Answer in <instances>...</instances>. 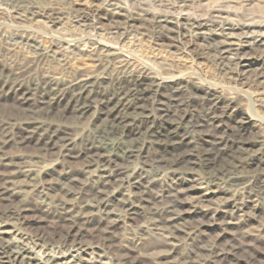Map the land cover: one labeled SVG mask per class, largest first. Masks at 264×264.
<instances>
[{
  "label": "bare ground",
  "instance_id": "bare-ground-1",
  "mask_svg": "<svg viewBox=\"0 0 264 264\" xmlns=\"http://www.w3.org/2000/svg\"><path fill=\"white\" fill-rule=\"evenodd\" d=\"M156 1L162 2L167 12L149 17L120 7L106 10L101 6L81 8V12L86 18L100 17L106 10L108 17L104 18L115 27L138 26L149 31L154 40L167 39L172 44L176 37H181L179 42L190 38L193 29L201 34L205 23L195 20L189 27L179 28L175 14L170 12L192 0ZM219 1L225 2L221 4L224 7L235 0ZM61 10L48 7L38 9L34 15L55 21ZM216 12L219 10L211 14ZM215 17L220 19L214 21L218 26L216 38L209 47L195 52L210 55L216 66L239 76L243 82L240 84L247 88L264 87V40H255L254 48L246 40L234 39L226 32L230 29L228 21L218 14ZM24 27L14 31L13 39L31 45L36 36ZM11 46L6 47L8 53L14 52ZM50 47H36V56H24L20 61L8 57L12 63L9 66L0 62V171L25 178L20 185L9 184L0 191L8 201L18 199L16 206L0 212V220L14 219L19 229L28 231L31 225L26 215L35 209L48 215L59 229L52 234L36 233L33 245L43 255L33 249L32 243L29 247L0 230V264H94L72 254L87 250L99 258L110 253L113 264H153L130 256V248L119 247L113 235L120 222L137 216L142 219L138 237L162 236L169 247L181 242L189 248L190 252L176 264H264L248 248L250 242L264 237L242 227L244 218L253 219L256 209H264V170L259 168L264 128L253 139L247 136L253 118L243 112L239 95H226L208 84L178 83L174 77L159 78L150 72L135 71L127 60L117 57L100 60L96 64L100 72L91 76L80 65H67L61 60L51 64L47 60ZM58 72L62 76H57ZM9 93L16 95L13 104L19 109H1V96ZM87 119L91 120L90 126L80 128L79 124ZM231 120L233 126L228 124ZM215 126L222 129L218 136L210 134ZM10 146L31 147L35 154H8ZM54 153L62 163L79 162L84 181L75 182L68 174L62 176L64 173L57 179L79 203L62 200L37 205L35 197L46 196L41 182L45 170L33 163L39 155ZM192 191L200 194L193 196ZM185 196L191 199L183 200ZM95 214L104 219L105 229L98 238L94 235L96 245L91 247L86 241L89 230L96 226L92 220ZM197 214L221 215V226L236 228L238 233L227 243L219 238L204 242L198 235L207 224L204 219L197 220ZM258 224L264 230V218ZM50 241L57 243L56 251H47L46 243Z\"/></svg>",
  "mask_w": 264,
  "mask_h": 264
},
{
  "label": "rangeland",
  "instance_id": "rangeland-1",
  "mask_svg": "<svg viewBox=\"0 0 264 264\" xmlns=\"http://www.w3.org/2000/svg\"><path fill=\"white\" fill-rule=\"evenodd\" d=\"M43 1L42 0H32V1L31 0H27V1L25 0L24 1L23 0H8V1L0 0V30H1L0 50L3 52L2 53L0 51V54L2 55V56L0 55V62L6 64L7 66L12 65L11 59H9L10 57L15 58L18 61H20L24 56H36L37 55V50L35 49L36 47H40L42 49V48H45L48 44H50L51 47L47 49L48 50L47 56H49L47 57V60L48 61L51 60L50 61L51 64L53 62H56V63L61 62V63H67V65L71 64L72 66L80 65L83 68L85 67L84 70L86 69L85 71L89 72L90 73L89 75L92 76L100 72L99 67L96 66V64L100 60L117 57L118 59L127 60L130 63V65H132L133 69H135V71H144L145 73L150 72V73L156 74V76L159 78L174 77L175 82H178V83H192L193 82V83L208 84L226 95L228 94L232 96L239 95V97L242 99V102H243V112H245V115L247 114L249 118L250 117L253 118L251 123H248V135L246 132L245 136L247 135L249 138L251 137L250 139H253L254 136L256 137L258 133L260 132V130L264 128L263 127L264 126V87L247 88L246 86L240 84L243 82L241 79H239V76H236L234 73L229 72V71L226 72V70H223L219 68L218 66H216L212 62L210 55H198L195 52L197 50L209 47L212 41L216 38V35L214 34V32L217 31L218 26H217V22H214V21L220 20L218 17L214 18V16L217 14L222 16L221 19L223 21L225 22L228 21L227 23L229 24L230 29L226 32H228L231 37H233L234 39L246 40L248 41V43H250V46L255 48V45H256L255 40L260 39V38L264 40V0H249L244 3L242 2V0H235L234 2L228 3L224 7L222 6L225 4V2L222 1L223 5H221L222 2L219 0H213V1L212 0H200L201 2L199 0L189 1L190 2V3L188 2L189 5H186L182 9L170 11L171 14L173 13L175 14L173 15L175 16V18H177L176 22L180 26L179 28H183L184 25L185 27H189L190 24H193L195 22V20L198 22L205 23V26H203V29L201 30V34L194 33L195 31L192 28L194 35L190 34V38H186L182 42H179L180 41L179 39L181 37L177 39L176 35H174L176 39L173 42V44L167 39L154 40V38L151 37L149 31L140 29V27L138 26H137V29H136V26L134 27H122V26L115 27L114 24L110 22L109 19L108 20L105 19L107 16L106 13L108 12L106 10H109L112 8L114 9L117 7H120V9L122 10L127 9L130 11H135L142 16H149V17L152 14H157V13L161 14V12L162 13L167 12L163 3L159 1L157 2L156 0H151L152 2L150 0H136V1L135 0L134 1L132 0H113L114 2H112V0H107V1L106 0H52V1L43 0ZM22 6L25 8H23ZM94 6H97V7L101 6L106 10H102V14L100 17L97 15L87 16V18L83 17L81 10L88 9V8L91 9ZM48 7H58L62 9L61 13L58 14V18L55 21H52L46 17L39 18V16L37 17L34 15V12L38 11V9L40 10V9L48 8ZM215 9L219 10V12L218 13L216 12L217 14L216 13L211 14V12H213ZM225 11L227 13H225ZM224 14H226L227 16ZM20 19H23V20L21 21ZM206 22H208L207 23L208 25L206 24ZM23 26H26L24 28L27 29L32 36L37 37L38 35L37 38L34 37V42L31 43L33 47L29 43H26L25 41L13 39L14 31L20 27L23 28ZM181 31L183 32L184 30H181ZM2 39H4L3 42H2ZM16 45H17V48H16ZM10 46L15 49H14V52L8 53L6 50V47H10ZM25 53L26 55H23ZM83 63H86V65L83 66L82 65ZM57 76H62V73L58 72ZM262 83H264V81ZM12 95L14 94L9 93V94H3L1 96V99L3 101V102L1 101L2 103L1 109L3 107H4L3 109H8L9 107L12 109L20 108L18 106L16 107L13 104V102L16 101V95L14 96ZM249 99H251L252 101ZM90 123H91V120L87 119V120L82 121L79 124V126L80 128H83L84 126H88V125L90 126ZM228 124L233 126L232 120L228 122ZM221 130L222 129L215 126L214 128L210 130V134L213 136H218L220 135ZM203 147L205 146H201V148ZM255 148H258V147H255ZM260 148H262L261 150L262 161L261 163H259L260 164L259 168H262L264 170V146ZM6 152L8 154H23V155L35 154L33 148L31 147L17 148L15 146H10L6 149ZM55 154L56 153L47 155V156L39 155L40 158L35 160V162L33 163L36 167H39L40 169L43 168V171L45 170V173L42 174L41 176L42 177L41 182L46 188V189L44 188L43 190L46 196L42 198L39 196H36L35 199L37 198L36 199L37 205L40 204L41 202L62 201V200H65L70 203H75V202L79 203L74 198L75 195L69 191H66V189H63V186L59 182H57L58 181L57 179L60 178L59 176H61L60 175L61 173H64L62 176L68 174V176H71L72 178L75 179V182L84 181L85 175L81 171L80 164L79 162L70 163L68 161L62 163L61 159L58 158V156ZM57 170L58 172H56ZM6 172L7 171H4V170L0 171V174H1L0 175V189H1L0 191L1 192H3V189L5 187H8L7 185L9 184L18 186L22 183V181L25 180V178L22 176H20L19 178L18 177L14 178L12 175L10 176V174H7ZM73 175H76L77 177L76 176L73 177ZM12 177L13 179H11ZM53 177L55 178V181ZM47 184L49 186H47ZM49 193H52V194H49ZM190 194H192L193 196H197L198 194H200V192L192 191V193ZM0 199H1L0 200V212H7L9 208L16 206L18 203V199H15L14 201H10V200L8 201L2 198V196H0ZM190 199L191 198L189 196H185L183 200L187 201ZM43 200H46V201H43ZM245 209L248 210V208H245ZM249 210H252V209H249ZM87 211L85 210V212ZM255 215L256 217L253 219L244 218L245 221H243L244 224L242 225V227L243 229L249 230L250 232L256 235L257 234L259 235L261 233L259 236L262 235L264 237V230H261L260 225L258 224V221H261L262 218H264V209H261V208L256 209ZM195 217H197V220H200V218L201 220L204 219L203 221L207 224L203 227L204 231H202V233H199L198 235L200 240L204 242L207 240L214 239V238H219L222 241H225V243H227L230 240H232L233 237L238 233V230L236 228L228 227L224 229L223 226H221L220 224L221 217H223L221 215L201 216L200 214L199 215L197 214ZM224 218H228V215L224 216ZM26 220L31 225L29 227L30 230L28 229V231L19 229L18 226L16 225V221L14 219L11 220V218L7 220H0V225H2V227H0V230H4L5 232H7L5 233L6 235L11 236L15 240H18V241L20 240L21 242H24V244H26L29 247H31L30 243H32L31 245L33 249L36 252H38V254L43 255L42 250H40L39 247L35 248V246L33 245V239L35 238L36 233L37 232L38 233H42V232L48 233L49 232V234H52L54 231L58 230L59 227L56 226V224H54V222L49 218L48 215H46L44 212H41L39 210L35 211V209H32L27 213ZM92 220H93L94 225L96 224V226L94 227L97 229L95 230V228L92 227L91 228L92 230H89L88 232L87 240L89 242L86 241V243H89L91 247L96 245V243L93 244L95 242L94 240H96L103 233L105 229L104 219H102L99 215L96 216L95 214ZM129 221L131 224L129 223ZM141 224H142V219H140V217L137 216L136 218L127 219V220H124V222H120L119 226H116L117 227L116 230L113 231V235H115V238L118 240L117 244L120 243V245L118 246L122 247L123 249L130 248L128 249L130 256L132 257L138 256V258L144 260L145 262L147 261V263L154 262L153 264H157V263L158 264H176L177 262L182 261V257L187 255L190 252L189 248L185 246L184 244H182L181 242H176L173 245V247H169L168 244H166L165 242V237H162V236L155 237L153 235L151 236V234H146L144 236L138 237L137 232ZM132 225L134 226V229ZM185 226L187 227L188 225L186 224ZM62 229L64 230L65 228L62 227ZM34 230L35 232H33ZM130 233L131 234L133 233V234L131 235ZM94 235L97 238H95ZM53 239L55 240L56 237H54ZM46 245L48 248L47 251H49V249L52 251H56V248L54 247L57 245V243L55 241H50L46 243ZM179 246H182L183 248ZM137 247L138 249H136ZM248 248L251 252L254 253V255L257 258L260 257L259 260L264 261V240L263 239L260 241H255L254 243L250 242V244L248 245ZM182 249L184 252L182 251ZM180 251L182 252L180 253ZM72 254L75 256H79L83 259L94 261V264H113V261H112L113 257L110 253H108V255L105 254L106 257L104 255L103 258H99L97 255L92 253L91 250H87L85 253L72 252ZM99 261L103 263H99Z\"/></svg>",
  "mask_w": 264,
  "mask_h": 264
}]
</instances>
